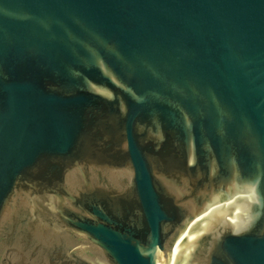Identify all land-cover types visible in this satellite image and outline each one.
<instances>
[{
    "label": "water",
    "instance_id": "95a60500",
    "mask_svg": "<svg viewBox=\"0 0 264 264\" xmlns=\"http://www.w3.org/2000/svg\"><path fill=\"white\" fill-rule=\"evenodd\" d=\"M0 264H264V0H0Z\"/></svg>",
    "mask_w": 264,
    "mask_h": 264
}]
</instances>
